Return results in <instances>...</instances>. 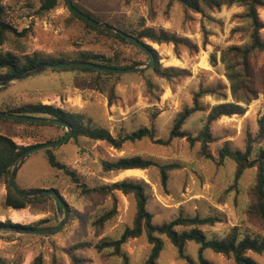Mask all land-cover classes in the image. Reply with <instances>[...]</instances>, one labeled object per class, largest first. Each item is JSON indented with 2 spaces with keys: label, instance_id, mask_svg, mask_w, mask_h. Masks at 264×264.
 <instances>
[{
  "label": "rangeland",
  "instance_id": "1",
  "mask_svg": "<svg viewBox=\"0 0 264 264\" xmlns=\"http://www.w3.org/2000/svg\"><path fill=\"white\" fill-rule=\"evenodd\" d=\"M75 1L106 23L113 22L137 30L151 29L156 33L164 30L190 39L198 46V51L185 46L175 50L172 43L157 44L145 39L156 51L155 64L185 69L188 74L174 80L150 74L148 78L154 84L152 89L148 88L142 76H125L117 83L116 101L110 104L107 93L96 89L95 74L79 70H47L1 87L0 109L24 103L53 104L78 113L84 124L106 128L115 137L125 136L141 127L152 128L154 137L127 141L120 148L85 136L74 138L72 134L66 143L53 147L54 153L59 161L77 173L80 183L89 187L124 179L143 183L148 196L147 209L156 224L170 221L179 214L210 215L217 221L212 226L203 227L208 238H222L234 227L241 234L264 237V220L247 214L256 168L247 169L234 185L235 161L229 159L218 164V152L225 142H230L235 150L244 151L248 138L254 139L260 132L264 121V52L255 51L252 57L261 92L249 104L239 102L244 107L243 112L221 116L210 124L215 140L209 143L208 151L213 159L203 155L200 142L191 145L186 137L169 140L178 114L194 106V95L200 88H218L224 96L214 94L200 98L201 108L193 112L182 126L183 131L194 137L204 130L207 115L214 105L234 101L222 52L231 46L243 47L250 42L252 27L245 5L226 4L218 9L196 12L171 0ZM3 3L5 20L18 33H5L0 43L2 51H12L20 56L36 53L46 58L70 60L82 52H97L125 59L127 63L140 62L137 65L149 61L141 49L88 29L83 21L72 16L67 0H60L58 7L43 16L37 14L40 0H3ZM258 14L264 24V5L258 9ZM24 30L26 32L21 34ZM261 37L264 40V27ZM109 87L107 84L106 89ZM11 130L12 135L13 130L15 133L14 141L24 146L56 140L67 132L66 128L23 125H13ZM158 139L168 142L157 143ZM258 149L259 145H256L255 151ZM137 155L160 164L176 165L168 171L166 184L158 166L121 172L103 168L105 160ZM16 181L23 190L57 189L68 204L69 215L62 229L54 234L31 235L0 230V264H33L39 254L43 257V264H52L54 257L59 264H72L64 247L77 241L97 243L119 238L126 227L133 225L136 217V202L132 195L122 191L105 196L95 192L85 194L63 169L50 165L45 150L30 154L22 162ZM7 191V183L3 179L0 181V222L4 225L50 227L58 225L64 217L63 208L59 209L51 198L21 209L22 219H15L16 211L4 204ZM114 207L116 214L110 220L100 228L93 225L94 220ZM162 238L164 248L158 264H201L199 244L189 242L185 256H181L168 237ZM151 247L143 234L129 239L123 250L129 254V264H146ZM77 253L84 258L82 264L123 263L122 258L109 248L102 251L86 248ZM248 254L264 264V253L249 251ZM203 255L213 264H236L232 256L211 249L204 250Z\"/></svg>",
  "mask_w": 264,
  "mask_h": 264
},
{
  "label": "trees",
  "instance_id": "2",
  "mask_svg": "<svg viewBox=\"0 0 264 264\" xmlns=\"http://www.w3.org/2000/svg\"><path fill=\"white\" fill-rule=\"evenodd\" d=\"M73 4L80 9L82 12L88 14L93 19L104 22L98 16L85 10L75 0H72ZM171 2H180L184 5L187 10H194L196 12H204L205 9L213 10L221 8L223 5H231L234 3H241L246 7V16L251 23V37L250 42L246 46H231L227 50L222 52V61L226 64L227 77L231 83L230 89L233 96V102L218 103L214 105L207 115V123L204 130L196 137L182 130L186 119L195 111L201 108L200 98L206 95L219 94L224 96L218 88L207 87L200 88L194 95V106L191 108H185L180 112L176 118L174 126L170 132L169 140L173 138H184L194 145L196 142L201 143L202 153L207 158H214L213 155L208 151L209 143L215 139L210 132V124L220 118L221 116L233 115L244 111V107L239 104H249L250 101L256 98L261 92L258 86V78L255 73V68L252 64V57L255 51L264 52V40L261 37V29L264 27L261 21L258 9L264 5V0H171ZM60 5V0H40V5L37 9V14L43 16L45 13ZM68 5V3H67ZM69 6V5H68ZM72 16L80 19L84 22L86 27L97 34L105 37L113 38L117 41L131 44L139 48L136 44L129 41L123 36L112 34L108 31H103L79 17L69 7ZM6 8L3 0H0V43L4 40V35L7 32H16V29L5 20ZM109 25L121 29L126 34L132 35L142 41L154 54L156 51L145 42V39L157 43H172L175 50L179 47L185 46L191 51H198V46L186 37H180L174 34H170L167 31H161L159 33L153 32L151 29H130L124 25H119L113 22H107ZM22 32L21 34H24ZM140 49V48H139ZM62 61H81L91 62L99 65L126 68L132 67L140 62L132 61L128 62L125 59L118 57L106 56L105 54L97 52H82L77 58L70 60L68 58H46L36 53L25 54L20 56L12 51L0 50V71L5 73L0 74V80L9 78L15 74L22 73L28 69L34 68L39 65H43L48 62H62ZM215 63V59H213ZM58 70V69H54ZM60 71H72L79 70L82 73H93L95 74V87L100 92H106L108 95V101L110 104L116 101V87L117 83L125 76L139 75L146 79L147 86L152 89L154 84L148 78L150 74H155L160 78L167 80H174L177 77L187 75L185 69H178L176 67H163L160 64H155L149 70H143L137 73L130 74H115L98 71L92 68H65L59 69ZM264 72V68H263ZM264 80V74H263ZM107 84L110 87L106 89ZM2 89V88H1ZM264 91V89H263ZM0 110L9 113L35 116V117H49L52 119H60L68 122L73 127V137L78 138L79 136H85L92 140H102L108 142L111 146L120 148L123 143L127 141L141 140L145 137H154V130L149 127H141L137 130L120 137H115L108 129L103 127H91L86 125L82 121V117L78 113H73L58 107L53 104H44L43 102L38 103H24L21 105L10 106L1 108ZM0 181L6 180L7 183V194L4 198V204L8 208L14 210H21L29 205L40 203L45 199H51L50 196H44L41 198H24L19 196L16 191L9 185L8 177L14 166L16 159L27 149L37 145H19L14 141V130L13 135L11 126L23 125L27 127H52L56 129H63L65 127L55 125H44L37 123L14 121L10 119L0 118ZM63 137V136H62ZM60 137V138H62ZM57 138L56 140H59ZM54 141L52 139L47 140ZM157 143H167L162 139L156 140ZM261 144V145H260ZM259 145V149L256 152L255 146ZM46 156L50 165L55 169H63L69 174L75 182H77L85 194L98 193L100 195L114 194L115 191H122L126 195H132L136 202V217L132 226H128L124 229L119 238L116 239H105L97 243L90 241H77L71 245L64 247V251L69 255L72 264H82L84 258L78 255L77 251L86 248H96L98 251L103 249H112L115 255L122 258V264H129V254L124 251L123 245L131 238L139 237L143 234L147 236L149 243L151 244L150 255L146 261V264H158V258L164 248V239L162 236H166L177 247L181 256H185V248L189 242H195L200 245L199 247V262L201 264H213L204 255L203 251L211 249L217 253H222L228 256H232L236 264H261L254 258H252L248 252L252 251L255 253H264V237L241 234L237 227H234L226 236L222 238H208L206 232L203 230L204 226H212L217 221L214 216H201V215H184L174 219L156 224L153 222V215L147 209L148 196L146 193L145 185L141 182L133 181L131 179H124L116 181L111 184H105L97 187H89L86 184L80 183V178L74 170L69 169L64 163L59 161L54 153V148L45 149ZM232 159L236 163V169L234 173V185L238 183L242 175L247 169L256 168V180L250 188L251 203L247 209V214L251 217L264 220V121L261 122L260 132L256 137L248 138L247 146L244 151L235 150L232 148L230 142H225L224 145L218 152V164H224L227 160ZM151 166H158L161 170L162 181L166 184L168 179V171L176 165L174 164H160L151 158H145L142 156H125L120 157L116 160L103 161V168L106 171L121 172L128 169H145ZM57 190V189H56ZM58 191V190H57ZM58 204V203H57ZM58 208L62 207L58 204ZM116 214V207L110 211L103 213L96 220L93 221V225L101 227L104 223L110 220ZM1 225L4 223L0 222ZM10 224V222H8ZM18 226L32 227V228H45L37 227L33 225H21ZM52 227V226H50ZM33 264H43V257L39 254L33 261ZM52 264H59L57 257L53 258Z\"/></svg>",
  "mask_w": 264,
  "mask_h": 264
},
{
  "label": "water",
  "instance_id": "3",
  "mask_svg": "<svg viewBox=\"0 0 264 264\" xmlns=\"http://www.w3.org/2000/svg\"><path fill=\"white\" fill-rule=\"evenodd\" d=\"M69 7L74 11L79 17L85 19L86 21L90 22L91 24L95 25L99 29L103 31H108L115 35H120L128 39L129 41L136 44L142 51H144L149 61L144 65H135L132 67L126 68H116V67H109L104 65H99L96 63L91 62H81V61H62V62H48L43 65L36 66L34 68L28 69L22 73L15 74L9 78L0 80V88L7 86L17 80L24 79L26 77L32 76L34 74L47 71V70H54V69H65V68H92L98 71L106 72V73H115V74H129V73H137L143 70H147L155 65V55L154 53L139 39L136 37L126 34L121 29H118L114 26L109 25L108 23L100 22L88 14L82 12L78 9L72 2V0H67ZM0 118L3 119H10L14 121H21V122H29V123H37V124H44V125H55V126H62L67 129L66 134L60 138L59 140L48 141L44 143L37 144L26 151H24L15 161L14 166L9 174L8 183L9 185L16 191V193L24 198H41L44 196L52 197L64 210V217L61 219L56 226L52 227H45V228H32V227H24L18 226L16 224L11 225H1L0 230H8L13 231L19 234H31V235H49L59 232L63 225L65 224L68 215H69V207L67 202L64 200L62 195L54 188L52 189H33V190H23L16 181V175L20 168L22 162L32 153L45 150L49 148H53L59 146L61 144L66 143L73 134V127L68 122L62 121L60 119H52L49 117H35V116H27V115H19L14 113H9L6 111L0 110Z\"/></svg>",
  "mask_w": 264,
  "mask_h": 264
},
{
  "label": "bare ground",
  "instance_id": "4",
  "mask_svg": "<svg viewBox=\"0 0 264 264\" xmlns=\"http://www.w3.org/2000/svg\"><path fill=\"white\" fill-rule=\"evenodd\" d=\"M133 170V169H132ZM132 173V172H131ZM14 218L15 219H19V218H21V214L19 213V212H15V214H14ZM22 219V218H21Z\"/></svg>",
  "mask_w": 264,
  "mask_h": 264
},
{
  "label": "crops",
  "instance_id": "5",
  "mask_svg": "<svg viewBox=\"0 0 264 264\" xmlns=\"http://www.w3.org/2000/svg\"><path fill=\"white\" fill-rule=\"evenodd\" d=\"M14 211L21 213L20 210H14Z\"/></svg>",
  "mask_w": 264,
  "mask_h": 264
}]
</instances>
